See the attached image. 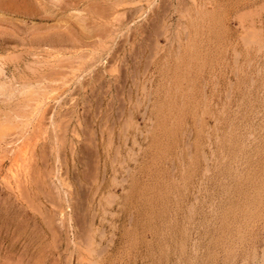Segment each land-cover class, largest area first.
Instances as JSON below:
<instances>
[{
  "label": "rangeland",
  "instance_id": "1",
  "mask_svg": "<svg viewBox=\"0 0 264 264\" xmlns=\"http://www.w3.org/2000/svg\"><path fill=\"white\" fill-rule=\"evenodd\" d=\"M0 83V264H264V0H0Z\"/></svg>",
  "mask_w": 264,
  "mask_h": 264
},
{
  "label": "bare ground",
  "instance_id": "2",
  "mask_svg": "<svg viewBox=\"0 0 264 264\" xmlns=\"http://www.w3.org/2000/svg\"><path fill=\"white\" fill-rule=\"evenodd\" d=\"M141 16V15H140ZM118 36V35H117ZM34 40V39H33ZM47 40V39H46ZM48 42V41H47ZM98 59V58H97ZM101 62V61H100ZM94 64V63H93ZM104 64V63H103ZM95 65V64H94ZM93 68V67H92ZM87 71V70H86ZM92 71V70H91ZM24 72V71H23ZM83 72H85V71H83ZM82 74V73H81ZM179 75V74H178ZM78 78V77H77ZM80 78V77H79ZM2 79V78H1ZM5 79V78H4ZM11 79V78H10ZM80 79H82V77L80 78ZM25 80V79H24ZM8 81V80H7ZM2 82V81H1ZM14 82V81H13ZM14 83H16V82H14ZM28 83V82H27ZM1 84V83H0ZM4 84V83H3ZM13 84V83H12ZM19 84H20V82H19ZM18 84V85H19ZM23 83H21V85L20 86H23L22 85ZM31 84V83H30ZM29 84V85H30ZM6 85V84H5ZM9 85V84H8ZM32 85V84H31ZM30 85V86H31ZM1 86V85H0ZM17 86V85H16ZM15 86V87H16ZM12 87H13V85H12ZM24 87V86H23ZM26 87V86H25ZM8 88V87H7ZM21 88V87H20ZM41 88V87H40ZM5 89H6V87H5ZM25 89V88H24ZM12 90V89H11ZM15 90V89H14ZM17 90H18V88H17ZM21 90H23V88L21 89ZM4 87L2 86V87H0V93H4ZM24 92V91H23ZM7 93V92H6ZM13 93V92H12ZM31 93H32V91H31ZM15 94H17V93H15ZM29 94H30V92H29ZM37 94V93H36ZM12 96V95H11ZM31 97V96H30ZM39 98V97H38ZM33 99V98H32ZM39 102V101H38ZM53 115V114H52ZM51 118V117H50ZM8 121V120H7ZM2 122H3V120H2ZM51 122V121H50ZM52 123V122H51ZM50 123V124H51ZM14 124H16V123H14ZM24 126V125H23ZM26 126V125H25ZM28 126H29V124H28ZM28 126H27V129H28ZM54 127V126H53ZM25 128V127H24ZM55 128V127H54ZM249 130V129H248ZM254 130V129H253ZM53 131H55V130H53ZM17 132V131H16ZM18 133V132H17ZM3 136H6V135H3ZM248 136V135H247ZM256 136V135H255ZM249 138V137H248ZM253 142V141H252ZM61 143V142H60ZM241 146V145H240ZM245 147V146H244ZM259 147V146H258ZM257 147V148H258ZM250 152V151H249ZM119 153V152H118ZM249 158V157H248ZM59 159V158H58ZM115 163V162H114ZM237 163V162H236ZM238 168V167H237ZM247 169V168H246ZM249 171V170H248ZM251 174V173H250ZM248 178V177H247ZM253 184V183H252ZM245 186V185H244ZM238 193V192H237ZM246 196V195H245ZM251 197V196H250ZM67 199V198H66ZM70 223V222H69Z\"/></svg>",
  "mask_w": 264,
  "mask_h": 264
}]
</instances>
